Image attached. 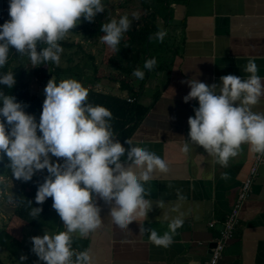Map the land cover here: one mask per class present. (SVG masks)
I'll return each instance as SVG.
<instances>
[{"label": "clouds", "instance_id": "obj_1", "mask_svg": "<svg viewBox=\"0 0 264 264\" xmlns=\"http://www.w3.org/2000/svg\"><path fill=\"white\" fill-rule=\"evenodd\" d=\"M104 9L102 0H9L10 19L0 25V68L6 65L10 48L16 50L18 57L26 56L33 67L48 62L59 66L64 51L59 41L81 18L91 23ZM138 19L134 15V20ZM131 24L127 15L102 23L101 42L118 52ZM166 35V30L159 29L149 39L163 42ZM41 44L45 46L38 51ZM156 65V59L151 58L143 67L151 71ZM245 71L249 74L247 78L228 74L219 78V85H208L196 78L182 81L190 88L183 102L193 99L198 102V107L193 108L194 116L187 120L188 140L180 148L182 153L187 155L193 145L202 146L222 167L240 154L242 145L264 156V112L253 111L264 96V78L257 75L259 69L254 59L248 60ZM133 75L144 78L139 68ZM15 83L13 72L0 74V85L8 90ZM44 95L37 123L34 115L25 112L26 105L0 90V163L6 157L5 169L23 182L31 181L36 172L47 171L43 183L37 187L35 202L42 205L52 198V208L65 230L44 231L42 236L31 237V252L44 264H95L90 249L73 248L72 234L87 237L102 225L108 229L115 225L132 234L128 229L130 223L138 222V218L145 221L154 204L159 209L166 207L163 200L154 203L146 197L155 174L167 173L169 165L161 156L133 145L128 139L126 150L112 130L111 111L88 102V89L79 81L68 78L57 83L50 79ZM221 178L228 179L229 174L222 173ZM98 198L110 206L107 225L102 223ZM184 199L178 191L177 201L170 209L177 215L163 214L168 231L161 235L140 222L139 233L147 234L153 245L169 248L176 230L184 223V213L180 211ZM7 201L14 206L20 203L11 192ZM28 204L29 215L39 216L42 208L32 207L31 201ZM26 259L22 255L20 262Z\"/></svg>", "mask_w": 264, "mask_h": 264}, {"label": "crops", "instance_id": "obj_2", "mask_svg": "<svg viewBox=\"0 0 264 264\" xmlns=\"http://www.w3.org/2000/svg\"><path fill=\"white\" fill-rule=\"evenodd\" d=\"M164 2L166 8L161 9L160 14L169 28L167 34L174 53L164 68L149 71L143 80L134 83L135 80L131 82V75H128L129 86L137 92V102L146 110L127 139L168 163L169 171L155 174L150 194L146 197L154 203L163 200L166 207L159 209L154 204L145 221L138 218V222L130 223L128 229L132 234L122 232L115 225L111 229L102 225L87 237L72 234L73 248L77 251L90 249L95 264H202L211 239L220 229V222L254 156L248 145H242L240 154L231 158L227 167H222L207 155L202 146L193 145L187 155L180 151L184 140H188V117L194 116L193 108L198 107L195 99L183 102L190 88L182 81L196 78L208 85H219V78L228 74L247 78L249 74L245 67L249 59L255 60L259 69L257 75L264 78V0ZM157 4L162 5L161 1ZM95 18L108 22L102 12ZM102 35L80 39L72 47L88 42L91 47H96L91 48L92 54L101 49L99 58L102 45L110 50L111 55L115 54L101 42ZM63 49V60L66 61L71 47ZM80 74L75 73L73 78L77 80ZM253 111L264 112V96L253 106ZM125 140L122 146L127 150L129 146ZM225 172L229 174L228 179L221 178ZM178 191L185 197L180 209L184 213L183 226L176 230L169 248L157 247L148 240L147 234L139 233V223L156 229L161 235L168 231V223L162 220V216L165 212L170 216L177 215L170 209L177 201ZM97 204L101 209L102 223L107 225L110 206L99 198ZM56 220L55 232L64 231L63 223L60 224L58 217ZM209 220L214 221L213 226L207 225ZM17 225L19 227L12 236L21 243L16 253L20 258L23 244H32L30 238L36 236V232L31 231V225L21 218ZM38 235H43L41 230ZM31 248L26 249L27 259L21 263L44 264ZM216 264H264V162L257 168L249 196L239 208L233 236Z\"/></svg>", "mask_w": 264, "mask_h": 264}, {"label": "trees", "instance_id": "obj_3", "mask_svg": "<svg viewBox=\"0 0 264 264\" xmlns=\"http://www.w3.org/2000/svg\"><path fill=\"white\" fill-rule=\"evenodd\" d=\"M8 9L9 0H0V25L8 20ZM148 15L151 17L150 20L146 21L144 17L139 24L131 26V29L123 35L120 44L118 45L120 50L115 52L120 73L119 87L120 89H125L127 95L133 98V100L128 102L111 94L98 93L96 91L88 92V102L93 105H101L111 111L113 116V119L111 120L112 130L121 144L128 138L132 129L146 110V107H143L137 102V92L124 83V78H127L136 66L142 67L145 76L149 70L145 69L143 66L145 61L151 58H155L157 61L156 67L151 71L160 70L165 67L174 53V48L171 46V38L168 34V39L163 40V42L149 39V37L155 34L159 29L166 28V23L158 25V23L154 22L155 15L150 13ZM102 23V21L96 18H94V21L91 23L84 21L83 18H81V22L73 30H70L66 37L62 41H59V43L63 48L68 49L73 46L68 35L79 34L82 38H94L100 36L102 34L100 32V26ZM44 46L45 45L42 44L39 45L37 50L39 51V47ZM76 48H79L78 44L76 45ZM74 54L76 53L72 50L66 58L68 63H65L63 66H57L48 62L46 67H44V70L40 65L37 68L34 67L33 72L35 76H38L39 79L43 80L45 86L50 79H54L57 83L63 79H74V74L80 71L77 64H70L73 60ZM86 57L88 60L92 59L88 53L86 54ZM10 60V55H8V61L3 68H0V74L8 71L13 72L16 83L10 90L5 86L0 85V90H4L6 93L9 92L10 95L15 97L17 102L26 105L24 108L25 112L34 115L36 122L38 123L43 102L39 96L29 92L28 84L23 77V71L20 67L8 68ZM64 68L70 72L63 73L62 69ZM40 183L41 182L38 179L28 190H18L14 193L15 199L20 201V203L15 206V214L31 226H35L43 213L49 208H52V198L50 197L42 205H37L35 202V194ZM28 201H31L32 207L42 208V212L39 216L34 218L29 215L30 205L28 204ZM20 247L21 243L16 238L5 230H0V248L5 249L7 255L12 256L14 261H17L16 253ZM0 264L6 263L0 261ZM19 264L22 263L19 262Z\"/></svg>", "mask_w": 264, "mask_h": 264}, {"label": "rangeland", "instance_id": "obj_4", "mask_svg": "<svg viewBox=\"0 0 264 264\" xmlns=\"http://www.w3.org/2000/svg\"><path fill=\"white\" fill-rule=\"evenodd\" d=\"M160 1L162 5L157 4ZM102 2L105 5L104 12L102 13L105 16V19L108 20V22L113 18L118 20L121 16L127 15L129 19L132 20L131 26H133L139 24L142 18L144 17L146 21L150 20L151 17L148 15L149 13L155 15L154 22L158 23V25L163 24L165 22L163 16L160 14V10L164 7L166 8L164 0H102ZM134 15L137 16L139 19L134 20ZM9 19L10 17L8 16V20ZM164 29L168 33V26ZM167 37L168 35L165 36L164 40H167ZM68 38L72 41L73 46L75 45V43H79L78 41H80V39H83L82 37H80L79 34L68 35ZM78 45H81L80 49L76 47H71V50H68V52L65 51L70 54L69 51L74 50V52L76 53L74 54L73 60L70 62V64H77L80 68V71L78 72H81V74L80 77L77 78V81H79L86 89H88V92L96 91L98 93L111 94L124 100H126L127 97L129 98L130 96L127 95L126 92L120 89L119 87L120 73L118 69V61L116 55L114 53L113 55H111L110 50L102 45L101 48L103 49V51H101V58H99V51L101 49H98V52L95 51L94 54H92L91 48L96 47H91L90 43L85 42L80 43ZM87 53L91 57H93L91 60L87 59ZM9 55L11 60L8 63V68H13L17 66L20 67L23 71V77L28 84L29 92L39 96L43 102V100L45 99V85L43 83V80L39 79L38 76H35L33 72L34 67L30 63L29 59L26 56L18 57L19 54L14 48L9 49ZM61 57L59 65L63 66L65 63H68V61L63 60L62 54ZM94 58L95 64L93 63ZM41 67L44 70V67H46V65H41ZM136 68H139L140 70L142 69V67L139 66H136L135 69ZM62 72L69 73L70 71L64 68L62 69ZM133 72L134 71L129 74L131 75L130 80L131 82L135 80L134 83H136L138 81V78L133 75ZM124 80V83L127 85L131 83H129V80H127V78H124ZM0 107H2V104H0ZM37 134L40 135L39 131L37 132ZM52 159L54 161L57 160V158L55 157H53ZM7 163L8 161L6 157L4 158V162L0 163V192L3 193V195H0V230H5L9 234L14 235L17 231L16 229H18L19 227V225H17L19 218L17 217L14 211L16 205L14 206L13 204L8 203L7 194L11 192L14 195V193L18 190L26 191L38 179L41 183H43L44 177L47 175V171L43 170L36 172L33 175L31 181L23 182L14 179L11 176L10 170L5 169V164ZM57 217L60 221V224H62L63 222L56 213V211L53 208H49L46 212L43 213L37 225L31 226V231L36 232V236L38 235V230H41L43 234L44 231L50 233L54 230L55 232V224L57 221ZM30 246L32 247V244H30L29 242H25L23 244V248L21 250L20 255L26 256V249L31 248ZM12 258V256L7 255L5 249L0 248V261L5 262L6 264H19L20 258L17 255V261H14Z\"/></svg>", "mask_w": 264, "mask_h": 264}, {"label": "built area", "instance_id": "obj_5", "mask_svg": "<svg viewBox=\"0 0 264 264\" xmlns=\"http://www.w3.org/2000/svg\"><path fill=\"white\" fill-rule=\"evenodd\" d=\"M126 101L131 102V98H126ZM264 162V156L254 154L250 161L248 171L244 178L240 181L233 202L220 222V229L217 234L211 239V245L208 254L202 264H216L220 258L223 248L228 240L233 236L234 228L237 223V214L243 201L247 199L250 193L251 185L256 177L258 166ZM214 221L209 220L207 225L213 226Z\"/></svg>", "mask_w": 264, "mask_h": 264}]
</instances>
